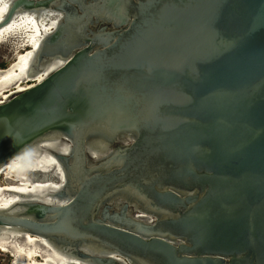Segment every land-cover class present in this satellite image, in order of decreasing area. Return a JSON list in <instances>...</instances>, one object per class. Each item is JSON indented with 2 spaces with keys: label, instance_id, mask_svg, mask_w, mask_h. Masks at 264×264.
<instances>
[{
  "label": "water",
  "instance_id": "95a60500",
  "mask_svg": "<svg viewBox=\"0 0 264 264\" xmlns=\"http://www.w3.org/2000/svg\"><path fill=\"white\" fill-rule=\"evenodd\" d=\"M42 151L60 186L0 206V238L264 264V0H0V171Z\"/></svg>",
  "mask_w": 264,
  "mask_h": 264
},
{
  "label": "bare ground",
  "instance_id": "6f19581e",
  "mask_svg": "<svg viewBox=\"0 0 264 264\" xmlns=\"http://www.w3.org/2000/svg\"><path fill=\"white\" fill-rule=\"evenodd\" d=\"M67 144L62 142L58 145H55V148H58L62 151H65ZM43 154L42 158L39 160V162H37V165H34L32 162V155L34 154ZM38 155V156H39ZM37 157H35L34 159H36ZM38 166V167H36ZM24 170L27 169V172L30 173H36V177H34V179L36 178H40V179H44L45 177H43V175L41 174L40 171L38 170H46V173L43 172V174H47V175H56L58 177V180H55L53 178L51 179H46V180H33V181H28V179L26 177H20L18 179L19 183H16L17 185L15 186H8L7 188H5V191L10 192V194L12 195L11 198L9 200H7L5 203L1 202V206H6L11 202H14L16 200L19 199V195L22 193H27V194H31L34 195V197H39L42 200H46V201H51L52 199H50L47 195H45V190H48L49 188L53 189V188H58L60 186V183L62 181V176L58 167V164L56 163V161L54 160V158L52 157V155L48 152V151H42V152H26L23 154H20L18 156H16L15 158H13L12 160H10L0 171V174L2 171L4 170ZM23 172V171H21ZM6 235H9L10 237H15V238H24L30 242H39L41 244H43L45 247H47L49 249V259L45 264H65L66 262L70 261V258H67L66 256L60 255L57 252H55L54 250H52L50 248V246L38 239H32V236L27 235V234H13V233H8ZM40 244V245H41ZM42 246V245H41ZM48 251V250H47ZM29 261H33L32 257L29 255L28 256ZM26 264V263H25ZM28 264V263H27ZM35 264V263H32ZM44 264V263H43Z\"/></svg>",
  "mask_w": 264,
  "mask_h": 264
},
{
  "label": "rangeland",
  "instance_id": "374dc122",
  "mask_svg": "<svg viewBox=\"0 0 264 264\" xmlns=\"http://www.w3.org/2000/svg\"><path fill=\"white\" fill-rule=\"evenodd\" d=\"M42 154L32 155V162L34 165H37V162L42 158ZM39 155V156H38ZM37 157L36 159H34ZM38 167V166H36ZM23 171V172H21ZM27 169L24 170H4L0 174V204L1 202L5 203L6 199L11 198V194L8 191H5V188L8 186H15L16 183H19L18 179L20 177H26L28 181L33 180H46L50 175L42 174L44 179L36 178V173L27 172ZM47 177V178H46ZM17 181V182H16ZM16 182V183H15ZM6 198V199H5ZM1 206V205H0ZM32 239H35L32 237ZM39 242H30L26 239L10 237L5 235L3 238H0V264H45L49 259V249ZM48 250V251H47ZM32 257L33 261H29L28 256Z\"/></svg>",
  "mask_w": 264,
  "mask_h": 264
},
{
  "label": "snow or ice",
  "instance_id": "6c2138e0",
  "mask_svg": "<svg viewBox=\"0 0 264 264\" xmlns=\"http://www.w3.org/2000/svg\"><path fill=\"white\" fill-rule=\"evenodd\" d=\"M5 7H7V6L5 5Z\"/></svg>",
  "mask_w": 264,
  "mask_h": 264
}]
</instances>
